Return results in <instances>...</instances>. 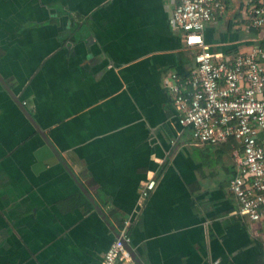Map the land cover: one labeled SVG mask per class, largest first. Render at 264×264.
<instances>
[{
	"label": "crops",
	"instance_id": "0c3cea01",
	"mask_svg": "<svg viewBox=\"0 0 264 264\" xmlns=\"http://www.w3.org/2000/svg\"><path fill=\"white\" fill-rule=\"evenodd\" d=\"M175 0H0V264H102L132 220L129 264H264V222L229 190L235 140L194 144L166 81L196 49L170 25ZM241 0L204 33L233 56L264 41ZM157 188L146 200L150 179Z\"/></svg>",
	"mask_w": 264,
	"mask_h": 264
},
{
	"label": "built area",
	"instance_id": "2783aa9c",
	"mask_svg": "<svg viewBox=\"0 0 264 264\" xmlns=\"http://www.w3.org/2000/svg\"><path fill=\"white\" fill-rule=\"evenodd\" d=\"M170 25L184 33L195 48L196 69L189 78L172 74L166 84L179 112V122L193 133L194 144L216 146L235 140L238 173L229 190L239 204L238 214L251 222H264V48L254 47L233 56L217 54L205 44L206 29L223 15L230 0H175ZM249 25L264 38V0H241ZM157 188L150 179L140 198L148 199ZM132 220L125 221L119 237L102 264L133 262L127 246L132 241Z\"/></svg>",
	"mask_w": 264,
	"mask_h": 264
},
{
	"label": "water",
	"instance_id": "95a60500",
	"mask_svg": "<svg viewBox=\"0 0 264 264\" xmlns=\"http://www.w3.org/2000/svg\"><path fill=\"white\" fill-rule=\"evenodd\" d=\"M0 83L3 86V88L5 89V91L10 95V97L16 102V104L18 105V107L23 111V113L25 114V116L31 121V123L34 125V127L37 129V131L41 134V136L43 137V139L45 140V142L47 143V145L55 152V154H57V156L59 157L61 163L67 168V170L72 175V177L75 179V181H77L78 185L80 186V188L82 189V191L85 193V195L87 196V198L90 200V202L93 204V206L96 209V211L98 213H100V215L104 218V220L107 221L111 225V223L108 220V218H107L106 214L104 213V211L95 202V200L89 194V192L85 189V187L79 181L78 177H76V175L72 172V170L66 165V163L64 162V160L62 159V157L59 155V153H57V151H55V148H54L53 144L51 143L50 139L48 138V136L46 135V133L43 131V129L38 124V122L34 119V117L31 115V113L25 107L24 103L14 94L12 88L7 84V82L4 80V78L1 76V74H0ZM116 233H117V235L119 237L120 233L118 231H116ZM127 249H128V251L131 252V247L129 245L127 246Z\"/></svg>",
	"mask_w": 264,
	"mask_h": 264
},
{
	"label": "trees",
	"instance_id": "16d2710c",
	"mask_svg": "<svg viewBox=\"0 0 264 264\" xmlns=\"http://www.w3.org/2000/svg\"><path fill=\"white\" fill-rule=\"evenodd\" d=\"M256 32L259 33L258 31H256ZM259 46L262 47V48H264V41L261 42ZM232 140H233V139H232ZM232 140H231V141H232Z\"/></svg>",
	"mask_w": 264,
	"mask_h": 264
}]
</instances>
